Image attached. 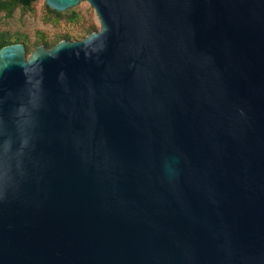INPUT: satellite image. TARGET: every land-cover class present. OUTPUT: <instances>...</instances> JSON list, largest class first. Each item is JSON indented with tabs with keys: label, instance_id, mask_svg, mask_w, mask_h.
I'll return each instance as SVG.
<instances>
[{
	"label": "water",
	"instance_id": "95a60500",
	"mask_svg": "<svg viewBox=\"0 0 264 264\" xmlns=\"http://www.w3.org/2000/svg\"><path fill=\"white\" fill-rule=\"evenodd\" d=\"M86 1L0 47V264H264V0Z\"/></svg>",
	"mask_w": 264,
	"mask_h": 264
},
{
	"label": "rangeland",
	"instance_id": "374dc122",
	"mask_svg": "<svg viewBox=\"0 0 264 264\" xmlns=\"http://www.w3.org/2000/svg\"><path fill=\"white\" fill-rule=\"evenodd\" d=\"M64 11L67 15L57 18L48 12L44 0H36L27 8L17 6L10 14L0 11V37L10 43H22L27 57L36 46L44 45L43 40L49 43L44 46L50 48L57 39H65L64 34L81 36L90 25L99 29L98 16L86 0ZM71 13L76 15L73 20L68 18Z\"/></svg>",
	"mask_w": 264,
	"mask_h": 264
},
{
	"label": "trees",
	"instance_id": "16d2710c",
	"mask_svg": "<svg viewBox=\"0 0 264 264\" xmlns=\"http://www.w3.org/2000/svg\"><path fill=\"white\" fill-rule=\"evenodd\" d=\"M35 1L36 0H0V11H4L6 14H10L17 6L27 8V7H30L31 4ZM45 7L47 8L49 13H53L57 18H60L62 16L67 15L66 11H64V10L59 11V10L53 9L50 6H48L46 3H45ZM75 17H76V15L74 13H71V15L68 18L73 20ZM93 30H95V26L90 25L86 29H84L83 34L81 36L64 34L62 38H65L68 40L81 39L82 37H84L87 34H89L90 32H92ZM59 39H61V38H59ZM59 39H57V41ZM41 42L44 43V45H47V46L49 45V43L47 41L43 40ZM9 43H10V41H8L4 36L0 37V47L4 46L6 44H9Z\"/></svg>",
	"mask_w": 264,
	"mask_h": 264
}]
</instances>
